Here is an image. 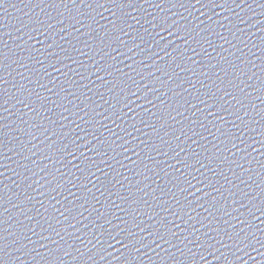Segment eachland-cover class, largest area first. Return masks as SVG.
Masks as SVG:
<instances>
[{
    "label": "water",
    "instance_id": "1",
    "mask_svg": "<svg viewBox=\"0 0 264 264\" xmlns=\"http://www.w3.org/2000/svg\"><path fill=\"white\" fill-rule=\"evenodd\" d=\"M217 2L212 9L207 0H131L123 7L100 0L103 8L69 4V20L63 6L7 0L0 9V41L8 46L0 51L9 65L0 71L5 264H264V216L249 204L255 197L260 207L264 194V148L253 143L264 128V0ZM164 17L176 22L179 36L177 28L152 27ZM225 89L246 107L231 96L224 104ZM236 108L248 121L242 139L251 156L217 131L245 127L231 114ZM53 140H75L77 159L49 149ZM81 152L95 163L86 168ZM185 176L192 186L181 192ZM158 230L176 247L148 243ZM129 232L147 246L134 241L133 248ZM236 233L248 246L237 245Z\"/></svg>",
    "mask_w": 264,
    "mask_h": 264
},
{
    "label": "snow or ice",
    "instance_id": "2",
    "mask_svg": "<svg viewBox=\"0 0 264 264\" xmlns=\"http://www.w3.org/2000/svg\"><path fill=\"white\" fill-rule=\"evenodd\" d=\"M106 3H109V4H119L120 7H123V5L125 3H131V0H105ZM200 0H197V3H199ZM208 4H210L212 6V9H215L216 7H219L220 5L218 4L217 0H207ZM234 2V0H233ZM77 3H79V5L81 7H86V8H92V3H96L97 4V7H100V8H103L104 5L103 3H100V0H37V6H40V5H45L44 8H56V9H60L61 6H63L64 9H68L69 10V15H68V19L69 20H72L73 17L71 15V10L72 8H69V4L73 5V6H76ZM224 3L227 4L228 3V0H224ZM7 4V0H0V9H5V5ZM157 7H159V5H156ZM181 7H184V4H181L180 5ZM250 6V5H249ZM237 7H239V5H237ZM187 10V9H186ZM63 15V13H62ZM81 15H84L86 16L87 18L91 19L93 22H96L95 21V17L94 16H91L89 13H81ZM113 17H116L117 16V13L114 11L112 13ZM133 19H135V17H133ZM155 19V17H154ZM77 23H79V20L76 21ZM137 23H139V21L137 20ZM112 24H113V28H116L117 27V20H113L112 21ZM165 25H167L165 27ZM153 28H156V27H159L160 29H162L163 31H168L169 29H173V28H177L176 26V22L173 21L172 23H168L167 22V18L164 17L160 22L159 24H153L152 25ZM120 31H123V28L121 27L119 29ZM181 29L180 28H177V34L179 36V31ZM147 31V30H145ZM170 35L173 34V32H169ZM149 35H151V33H149ZM191 34L188 33L186 34L184 37H182V39H184L185 43L187 44L188 43V37L190 36ZM29 39H31V37H29ZM163 39V37H162ZM0 44H2V46L4 48H7V43L6 42H2L0 41ZM136 46V45H135ZM50 47V46H49ZM192 51H195V49H193ZM165 54L167 55L168 53L165 52ZM8 59V56L7 54H5L3 51H0V71H2L4 68L8 67L9 65H7L5 63V61ZM57 59H60L59 57H57ZM113 59L115 60V57H113ZM187 59L189 61L192 60V57H187ZM179 67V65H178ZM102 69V66L100 68L97 69V71L99 72L100 70ZM182 71L183 70H186V69H181ZM157 71H160L159 68H157ZM195 74V73H194ZM102 79V78H101ZM159 79V77H157V80ZM134 82V81H133ZM223 83V81H221ZM2 83H6V81L4 80V77L3 76H0V84ZM229 83H231V81H229ZM139 89H137L138 91ZM241 93H244V89H240ZM32 93H29V95H31ZM131 96H136V93L135 92H131L130 93ZM145 95H147V93H145ZM214 95V94H213ZM250 95V93L248 94ZM231 96L232 97V100H235L236 101V104L239 105V108H245V104L243 102V100H240V99H237L235 96L232 95L231 92L227 91L226 89L224 90V95L222 97H220V100L224 102V104H227L229 103L227 99H225V97H229ZM38 99H40L39 96H37ZM212 97H210L211 99ZM127 99V98H126ZM148 103H152L151 100H147ZM200 103H204V100H201L199 101ZM207 108H212L214 107V105L212 104H205ZM128 106V105H126ZM223 106V105H222ZM235 107V106H233ZM0 108H3L5 111H7V109L4 107V105H0ZM239 108H236V111L231 113L232 115L235 116L236 120H240L241 123L243 125H245V127L241 128L239 125H236V124H233V127L237 129V131L235 133H233L231 130H229L228 132H225L221 129H217V131L220 133L221 136H224L226 137L227 139V142L231 144V147L232 148H237V143L236 141H239V144L241 145H244V148H237V151L238 152H241V153H246L248 156H251V153L250 152H247L246 149L248 147H251V145L249 144H245L244 143V139H242V137H245L246 133H248L249 129L247 127L248 125V121L247 120H244V117L239 115ZM32 111H36L35 108L31 109ZM225 111H227L228 109L225 108L224 109ZM38 114V113H37ZM212 113H209V115H211ZM244 115H247V112H245ZM108 117H105V119H107ZM220 119H223V117H220ZM24 123H27L26 121H24ZM34 127H36V125H33ZM203 127V125H201ZM45 131H47V129H45ZM252 132H256L255 129H251ZM57 133L56 132H53L52 135H56ZM258 136L261 137V139L259 140H255L253 141V143H258L260 145L261 148H264V128H262L258 133H257ZM115 143V141L113 142ZM222 143H224V141H222ZM146 147L148 145H145ZM0 147H3V142L0 141ZM48 148L49 149H54L56 152L58 153H61V154H64L65 157L67 156H71L73 157V159H77L76 155H74V153H76L78 150H79V145L76 144V141L73 140L71 145L69 144H62V145H58L57 142L55 140H53L49 145H48ZM72 149V150H69V149ZM93 148L95 149V152L97 155H100V150H99V147H97L96 145L93 146ZM91 151V150H90ZM127 151V149H126ZM181 151H183V149H181ZM217 151H219V149H217ZM253 151H256L255 148H253ZM80 155L82 157H84V160L87 162L85 167L87 168L88 166V163H91V164H94L95 162L91 160V158L87 157V156H84V153H80ZM177 156H179V152L176 153ZM7 158L5 153L0 151V160H3ZM178 163H183L184 164V167L186 168H190V167H193L192 165H189L187 163H185L184 161H178ZM197 163L200 164V168H204L205 165L197 160ZM5 167V165L3 163H0V168H3ZM78 167V170H80L81 172L84 171V169H80L79 166ZM196 171H199V169H196ZM4 173L3 172H0V176H3ZM195 177H193L194 179ZM55 179V177H54ZM205 179H207V177H205ZM176 180L177 181H180V177H176ZM183 183H186L187 184V188H181V192H186L188 191V188L191 187V181L185 176L184 177V180L182 181ZM198 182H203V180L201 181H198ZM2 183V182H0ZM210 185H205V187H209ZM5 187H7V185H5ZM57 187H59V184L57 185ZM197 191H199V189H197ZM213 191H219V189L215 188L213 186ZM3 192V189H0V193ZM262 193H264V190H262ZM192 194V193H191ZM209 193H205V195H208ZM246 195V193L244 194ZM260 198H261V205L260 207H256V205L253 203V201L256 199L255 197L251 198L249 200V204L251 205L252 208H255L256 211L260 212L262 216H264V194H260ZM3 199V196L0 195V200ZM29 200L31 199L30 197L28 198ZM213 199H215L213 197ZM177 203H179V201H177ZM242 207H244V205H241ZM0 208H3V212H7L8 209L5 208L3 206L2 203H0ZM250 212V215L252 216H255V212H252L251 209L249 210ZM61 216H64L65 219H68L67 216L64 215V213H60ZM175 215V213H174ZM3 216V213H0V225H2L4 223V220L2 218ZM29 219H31V217H29ZM239 223L241 224H245L247 223L246 220H240ZM26 227V226H25ZM52 225L49 224V228H51ZM136 227L138 228V225H136ZM177 227V226H175ZM27 231H30V229L27 228ZM27 231L23 232V233H27ZM123 231V229L121 230ZM140 232H143L144 229L143 228H140L139 229ZM241 233L244 231L243 229L240 230ZM169 234L173 237H176V233L175 232H172L171 230H169ZM57 235H59V233H57ZM130 237H133V240L130 242L131 243V246L133 248H135V243H140V247H146L147 245L144 244V243H141V241H143V237H139V239H135V237L137 236L135 232H129L128 234ZM149 236H152V237H155L154 239L148 241V243H156L157 241H159L160 243H156V247L159 248L161 246V244H169L171 245V247H176V245H172L171 244V241L170 240H167L165 239V235L162 234L159 230L155 233H153L152 231L148 233ZM109 236L111 237V240H116V242L118 244H121L124 248H128L129 247V244L127 243H124L123 240H117L115 236H112L111 233H109ZM233 237L229 236V239H232ZM236 241H237V245H240V244H245V239H242L241 238V234L240 233H236ZM24 239H27L26 235H21V234H18L16 236V240H24ZM128 237H125V240H127ZM184 239H187V237H185ZM198 239V238H197ZM29 243H32L31 240L28 241ZM191 242V241H190ZM245 246H248L245 244ZM108 247H111V243L109 242V245ZM186 247V245H185ZM201 245H197V248H200ZM207 247H211L210 244H206V248ZM8 248V237H5L2 233H0V264H5V259H6V249ZM138 251V249H136ZM242 250V249H241ZM191 252V250H189ZM109 255H111V253H108ZM49 255H52L53 256V261H56L58 260L59 258L57 256H55L51 251L49 253ZM81 255H83V253H81ZM192 257H195L196 253H191ZM104 257L101 256V259H103ZM33 259H35L33 257ZM201 259H203V256H201ZM89 260H91V256H89ZM193 261V264H196V262L194 260ZM45 264H53V262L51 261H45Z\"/></svg>",
    "mask_w": 264,
    "mask_h": 264
}]
</instances>
